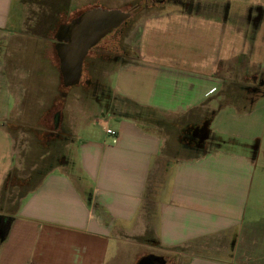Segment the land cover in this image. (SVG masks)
I'll return each mask as SVG.
<instances>
[{
  "label": "crops",
  "instance_id": "1",
  "mask_svg": "<svg viewBox=\"0 0 264 264\" xmlns=\"http://www.w3.org/2000/svg\"><path fill=\"white\" fill-rule=\"evenodd\" d=\"M34 2L0 0V217L12 220L0 264H139L149 257L162 264H223L210 253L186 260L183 250L247 229L251 202L263 196L264 0L164 1L162 17L147 24L163 19L164 36L175 41L177 30H191L194 48L164 42L163 66H152L157 60L145 51L146 64L133 60L116 72V94L157 110L158 120L207 111L194 145L176 138L180 127L172 134L169 123L144 128L139 119L101 115L68 134L70 153L60 163L48 138L54 136L43 128L59 104L56 92L44 99L55 90L59 59L39 37L31 39L34 46L23 45L26 10ZM147 31L144 47L152 41ZM245 57L252 83L240 88L243 102L224 104V73ZM150 71L164 75L160 87L174 86L179 98L156 88L145 89L152 95L142 99L135 89L153 81ZM212 243L207 250L219 249Z\"/></svg>",
  "mask_w": 264,
  "mask_h": 264
},
{
  "label": "rangeland",
  "instance_id": "2",
  "mask_svg": "<svg viewBox=\"0 0 264 264\" xmlns=\"http://www.w3.org/2000/svg\"><path fill=\"white\" fill-rule=\"evenodd\" d=\"M74 1L75 7L71 9L72 0H36V2H34L36 3V6L33 5V8L26 10L28 15L26 19L27 23L24 27V37L27 41L23 45H28L32 42L33 43L29 46L33 45L35 40L31 41V39H37L35 38L36 36L40 38V41L37 43L41 44L42 48L50 46L51 40L50 42H48V40L50 36L54 37L55 32L60 25L70 22L75 16L81 15L93 8H102L105 10L117 9L125 12H132V17L90 52L83 71L81 83L78 86L68 89L65 88L63 86L61 74H59L57 80L56 74L53 73V79L57 81V83L55 82L54 88L55 90L57 86L58 88L56 91H49L46 89L49 92L47 91L46 95L48 97H44V99L45 103H47V99L49 100L52 95L54 96L56 93L58 94V101L61 103H59L58 107L55 109H61L62 111L63 125L61 129L65 130L67 133H72L76 128L79 129L80 126L82 128L90 123H94L101 115L107 118L125 117L129 119H139L144 128L148 123L156 122L157 120L159 123H169L172 134H175L178 127H180V133H177L176 138L180 137L181 141H185L184 143H186V146L194 145L193 142L195 139L191 133L193 130L191 128L197 127L198 125L203 126V124L206 123L205 121L209 119V113L206 115L207 117L204 118L201 115H204L207 111L200 108H192L188 111L189 114L185 120L180 119L164 122L162 119H156L155 114L158 112L157 110L148 106L135 104L128 98L116 94L114 91L117 70L124 67L126 63H131L130 61L133 60L137 61L143 59L141 62L138 61L139 65L146 64L147 61L144 56L146 53L145 51H147L150 56H154L157 62H151L150 64L157 67L163 66V63H167V61L163 60V53H165L163 51L164 42L171 43L172 47L181 51H184L186 48H194V36H189L191 30H179L183 33L181 34L182 42L179 40L180 33L178 30L175 32L177 34L176 41L173 38H171L173 40H169L168 37L164 36L162 30L163 19L147 24L148 20L150 21L152 17H162L163 13L161 5L164 1L168 0ZM144 4L145 8L142 7ZM136 6H140V8L138 7L137 9L135 8ZM146 28L149 33H151L150 37H152V39H150V41L152 40V43L149 42V44L147 43V47H144L143 37L146 35ZM167 31L171 32L170 30ZM203 43L205 45L207 42ZM187 59H190L192 62L196 58L188 56ZM248 59L250 58H239L240 61H236L233 71L224 73V81L222 80V85L224 87L222 95L224 96L220 98V100L223 99L222 102L224 104L231 100L234 101L236 105L243 102L242 99L245 95H241L240 88L246 87L249 83H252V78L254 77V72L250 71L251 67L247 66L248 62L245 63ZM236 60L238 59L236 58ZM12 63H14V61H12ZM174 65H177V63ZM185 65L190 67V64ZM164 67L169 66L165 65ZM44 70L47 71L46 69ZM52 72H49V74L51 75ZM150 72L153 81H150L151 79L144 80L145 84L141 88L135 89L136 93H138L142 99L145 100L146 97L150 98L152 95V93H146L145 89L151 92L156 88L162 91V94L165 93V95L169 97L179 98L180 95H178L174 86H168L167 88L160 87L163 84L162 80L164 75L155 74L153 71ZM166 76L168 75L166 74ZM148 78H151V76ZM18 85L20 86V89H23V84L20 83ZM25 85L29 87V82L27 83L26 81ZM43 107L45 108L46 105ZM206 107L209 108V105H206ZM55 109L51 111L47 123L44 122L43 128L48 129L50 132H52L53 128L51 116ZM30 114L31 113L27 111V115L29 116ZM29 126L30 125L28 124L27 129H29ZM184 128L187 130L182 132V129ZM89 130L92 132H98L100 128L91 126ZM158 131L161 135L166 134L162 126H159ZM49 133L47 131V134ZM67 133L64 134L67 135ZM52 136H54V138L48 137L49 141H51L50 143L55 144V148L58 151V160L55 158L53 161L56 160L57 163H60L63 161L64 156H69L70 152L66 148V144L70 142L71 139L64 136ZM180 144L182 143L180 142ZM203 150L206 149L203 148ZM262 194L263 196L260 195L259 197H254L251 202L249 215L247 217V225L249 226L247 229L244 228L242 231L231 233L232 237L226 240L224 238L221 241L212 239L194 245L192 247L193 249H184L183 251H186L184 252V258L189 260L191 259V256L210 253L212 257H217L221 262H224L223 264H264V192ZM8 203H10V201ZM255 225L257 227L253 228ZM140 242L145 244V238L140 240ZM206 243H212V245L217 246L219 249L213 251L211 247L207 250L205 247ZM156 252L159 251L157 250ZM165 254L168 256H176L174 253L167 252Z\"/></svg>",
  "mask_w": 264,
  "mask_h": 264
},
{
  "label": "water",
  "instance_id": "3",
  "mask_svg": "<svg viewBox=\"0 0 264 264\" xmlns=\"http://www.w3.org/2000/svg\"><path fill=\"white\" fill-rule=\"evenodd\" d=\"M131 17L132 12L93 8L83 13L71 26L63 27L68 43L58 44L57 52L60 71L66 87L80 84L84 62L90 50L119 29ZM144 261L139 264H143Z\"/></svg>",
  "mask_w": 264,
  "mask_h": 264
},
{
  "label": "flooded vegetation",
  "instance_id": "4",
  "mask_svg": "<svg viewBox=\"0 0 264 264\" xmlns=\"http://www.w3.org/2000/svg\"><path fill=\"white\" fill-rule=\"evenodd\" d=\"M85 13V12H84ZM82 16V14L81 15H78V16H75L70 22H67V23H64V24H62V25H60L58 28H57V30H56V32H55V35H54V37H52V36H50V38H49V40H48V42H50V40H51V42H50V48L52 49V50H54L55 52H56V54H57V56H58V52H57V45L58 44H65V43H68V38H67V34L64 32V30H63V27H68V26H71L72 24H74L80 17ZM49 47V46H48ZM94 49V48H93ZM92 49V50H93ZM92 50H90V52L92 51ZM90 52H89V54H90ZM88 57V56H87ZM58 59H59V57H58ZM86 60H87V58L85 59V62H86ZM57 61H59L58 62V65H59V74H61V71H60V60H57ZM84 62V63H85ZM61 77H62V82H63V86L65 87V88H74L75 86H73V87H66L65 85H64V80H63V76H62V74H61ZM82 77H83V75H82ZM82 80V79H81ZM81 83V82H80ZM61 96V95H60ZM59 102V101H58ZM59 103H61V102H59ZM56 107H58V104L56 105ZM51 121H52V132H51V134L52 135H56V136H64V137H66V138H69L68 137V134L69 133H67V132H65V130H63V129H61L62 128V125H63V123H62V111H61V109H55V111L53 112V114H52V116H51ZM191 129H193L192 131H191V133H192V135H193V137H194V134L195 135H198L199 134V132L196 130V131H194L195 129H196V127H193V128H191ZM56 131V132H55ZM57 132H59V133H57ZM198 132V133H197ZM64 133H67V135H65ZM196 144H200L199 142H196ZM143 264H162V261L161 260H158V259H155V258H152V257H149V260H145L144 261V263Z\"/></svg>",
  "mask_w": 264,
  "mask_h": 264
},
{
  "label": "trees",
  "instance_id": "5",
  "mask_svg": "<svg viewBox=\"0 0 264 264\" xmlns=\"http://www.w3.org/2000/svg\"><path fill=\"white\" fill-rule=\"evenodd\" d=\"M11 223L12 220L6 217H0V244L5 241Z\"/></svg>",
  "mask_w": 264,
  "mask_h": 264
},
{
  "label": "built area",
  "instance_id": "6",
  "mask_svg": "<svg viewBox=\"0 0 264 264\" xmlns=\"http://www.w3.org/2000/svg\"><path fill=\"white\" fill-rule=\"evenodd\" d=\"M107 132H108V134H110L112 136H116L117 135V133L115 131L110 130V129H108Z\"/></svg>",
  "mask_w": 264,
  "mask_h": 264
}]
</instances>
